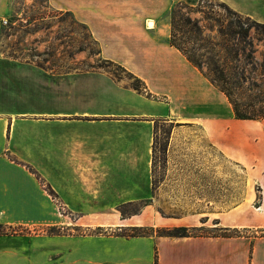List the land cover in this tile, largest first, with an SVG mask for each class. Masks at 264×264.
<instances>
[{
	"label": "crops",
	"instance_id": "1",
	"mask_svg": "<svg viewBox=\"0 0 264 264\" xmlns=\"http://www.w3.org/2000/svg\"><path fill=\"white\" fill-rule=\"evenodd\" d=\"M16 1L0 0V22ZM47 1L86 25L102 56L141 79L144 92L97 71L0 56V264H264V118H236L226 95L168 43L161 21L173 4L198 0ZM216 1L264 24V0ZM162 119L199 124L244 169L243 194L203 223L155 225L219 233L108 232L141 225L118 207L151 197ZM246 121L260 127L251 140L233 132Z\"/></svg>",
	"mask_w": 264,
	"mask_h": 264
},
{
	"label": "rangeland",
	"instance_id": "2",
	"mask_svg": "<svg viewBox=\"0 0 264 264\" xmlns=\"http://www.w3.org/2000/svg\"><path fill=\"white\" fill-rule=\"evenodd\" d=\"M182 12L198 19L202 28L212 34L216 33L219 23H226L228 18H236L228 12L226 6L216 0H198L193 6L185 4ZM239 19L245 27H251L253 52L251 57L241 59L237 63L236 73L231 74L235 85L230 107L234 103L244 114L263 117L264 27L242 15ZM170 20L171 10L161 20L167 26L168 34ZM0 24V56L26 60L44 69L59 72L97 71L132 87L134 79L128 74L130 71L102 56L100 45L88 27L78 22L71 12L54 8L47 0H17L9 15ZM141 91L144 92L143 88ZM248 122L244 125L234 124L233 132L237 131L245 139L251 140L259 134L260 127L256 123ZM254 144L251 147L253 149ZM243 172L242 167L225 158L209 141L199 124L173 122L168 119L156 121L151 197L118 207L123 218L133 216L141 225H128L120 230L108 227V232L128 236L161 235L175 232L173 229L181 226L155 225L161 222V218L173 222L186 218L203 223L201 218L207 211L229 207L241 199ZM184 227L190 235L219 233L205 229L200 224L199 227ZM56 231L57 229L54 230ZM98 231L84 228L80 233Z\"/></svg>",
	"mask_w": 264,
	"mask_h": 264
},
{
	"label": "trees",
	"instance_id": "3",
	"mask_svg": "<svg viewBox=\"0 0 264 264\" xmlns=\"http://www.w3.org/2000/svg\"><path fill=\"white\" fill-rule=\"evenodd\" d=\"M184 5L178 2L171 9L170 31L167 41L177 48L191 64L197 67L232 103L231 97L235 82H233L231 74L232 72L236 73L237 63L241 59L251 57L253 52V43L250 39L251 27H245L239 19L240 14L226 6L228 12L236 18H228L226 23H219L216 33L212 34L202 28L198 19L187 12H182ZM253 22L260 27H264L263 23L254 20ZM122 70L125 69L122 68ZM128 74L134 79V82L131 83L132 88L139 92H142L143 88L144 91L141 79L131 72H128ZM232 109L236 118H264V116L255 117L244 114L234 103ZM173 230L175 232H167L161 235H190L186 232L187 228L184 226L176 227ZM50 231H54V229Z\"/></svg>",
	"mask_w": 264,
	"mask_h": 264
}]
</instances>
